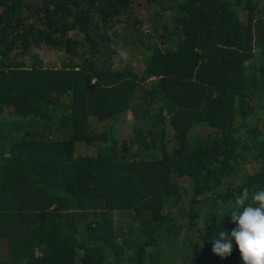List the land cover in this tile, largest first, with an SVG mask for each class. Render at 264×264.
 <instances>
[{"label": "trees", "instance_id": "obj_1", "mask_svg": "<svg viewBox=\"0 0 264 264\" xmlns=\"http://www.w3.org/2000/svg\"><path fill=\"white\" fill-rule=\"evenodd\" d=\"M260 189L264 0H0V264H242Z\"/></svg>", "mask_w": 264, "mask_h": 264}, {"label": "clouds", "instance_id": "obj_2", "mask_svg": "<svg viewBox=\"0 0 264 264\" xmlns=\"http://www.w3.org/2000/svg\"><path fill=\"white\" fill-rule=\"evenodd\" d=\"M246 199L244 194L236 198L234 209L224 217H230L235 227L231 232L221 231L212 239L211 251L227 259L235 246L242 264H264V189L253 193L252 203L247 204Z\"/></svg>", "mask_w": 264, "mask_h": 264}, {"label": "rangeland", "instance_id": "obj_3", "mask_svg": "<svg viewBox=\"0 0 264 264\" xmlns=\"http://www.w3.org/2000/svg\"><path fill=\"white\" fill-rule=\"evenodd\" d=\"M80 151H82V149H80L79 152H80ZM223 261H224V259H223Z\"/></svg>", "mask_w": 264, "mask_h": 264}]
</instances>
